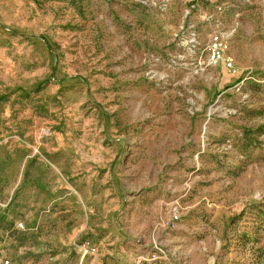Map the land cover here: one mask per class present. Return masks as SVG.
Segmentation results:
<instances>
[{
    "label": "rangeland",
    "instance_id": "obj_1",
    "mask_svg": "<svg viewBox=\"0 0 264 264\" xmlns=\"http://www.w3.org/2000/svg\"><path fill=\"white\" fill-rule=\"evenodd\" d=\"M232 240L264 264V0H0V264H225Z\"/></svg>",
    "mask_w": 264,
    "mask_h": 264
},
{
    "label": "built area",
    "instance_id": "obj_2",
    "mask_svg": "<svg viewBox=\"0 0 264 264\" xmlns=\"http://www.w3.org/2000/svg\"><path fill=\"white\" fill-rule=\"evenodd\" d=\"M226 51V43L224 38L221 34H213L210 39L209 45V53H208V65L211 66H218V65H225L226 68L232 69L233 68V60L230 57H227L225 54ZM20 227H23L20 224ZM159 257L155 253H152L148 256H141L137 260L136 264H153L158 260ZM5 264H9L8 261Z\"/></svg>",
    "mask_w": 264,
    "mask_h": 264
},
{
    "label": "crops",
    "instance_id": "obj_3",
    "mask_svg": "<svg viewBox=\"0 0 264 264\" xmlns=\"http://www.w3.org/2000/svg\"><path fill=\"white\" fill-rule=\"evenodd\" d=\"M220 223H221V222H220ZM218 238H219V236L216 235V233H211V234H209V235L206 236V238L203 240V242H205V241L210 242V241H212V240H215V241L220 242V238H219V239H218ZM231 242H234L235 244L232 245V247H231V253L229 254V257H230V263H225V264H235L236 262L233 261V260H234L233 257L236 256V254H233V253H234V252L239 253V252H240L239 250H241V248L244 249V247L237 246L235 240H232ZM261 243L263 244L264 242H261ZM189 252H190V251H189ZM193 254H195V252H192L191 255L188 256V258L192 260V261L190 262V264H195V262L193 261V260H194V255H193ZM239 254H240V253H239ZM164 258H165V259H168L167 256L164 257ZM234 258H235V257H234ZM237 260H238V263H236V264H246L245 259H243V261L241 262V257L237 258Z\"/></svg>",
    "mask_w": 264,
    "mask_h": 264
}]
</instances>
